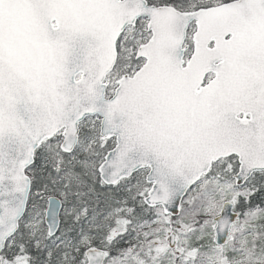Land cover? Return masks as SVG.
<instances>
[{
  "label": "snow or ice",
  "instance_id": "6c2138e0",
  "mask_svg": "<svg viewBox=\"0 0 264 264\" xmlns=\"http://www.w3.org/2000/svg\"><path fill=\"white\" fill-rule=\"evenodd\" d=\"M0 264H264V0H0Z\"/></svg>",
  "mask_w": 264,
  "mask_h": 264
}]
</instances>
